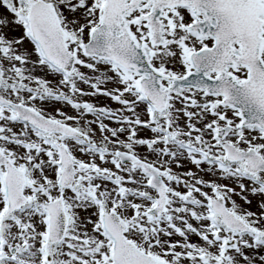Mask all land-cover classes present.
Masks as SVG:
<instances>
[{
    "label": "snow or ice",
    "instance_id": "obj_1",
    "mask_svg": "<svg viewBox=\"0 0 264 264\" xmlns=\"http://www.w3.org/2000/svg\"><path fill=\"white\" fill-rule=\"evenodd\" d=\"M0 264H264V0H0Z\"/></svg>",
    "mask_w": 264,
    "mask_h": 264
}]
</instances>
